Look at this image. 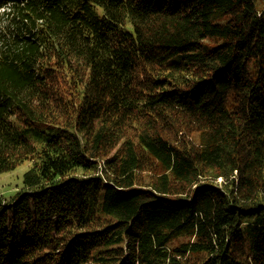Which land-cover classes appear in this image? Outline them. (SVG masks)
<instances>
[{
    "label": "trees",
    "instance_id": "1",
    "mask_svg": "<svg viewBox=\"0 0 264 264\" xmlns=\"http://www.w3.org/2000/svg\"><path fill=\"white\" fill-rule=\"evenodd\" d=\"M25 161L0 264H264V0H0Z\"/></svg>",
    "mask_w": 264,
    "mask_h": 264
},
{
    "label": "rangeland",
    "instance_id": "2",
    "mask_svg": "<svg viewBox=\"0 0 264 264\" xmlns=\"http://www.w3.org/2000/svg\"><path fill=\"white\" fill-rule=\"evenodd\" d=\"M259 6H262L260 2ZM30 166L31 161H25L12 171L0 173V197H4L10 192L16 191V189L22 185L23 174ZM8 198L9 196L7 199Z\"/></svg>",
    "mask_w": 264,
    "mask_h": 264
}]
</instances>
